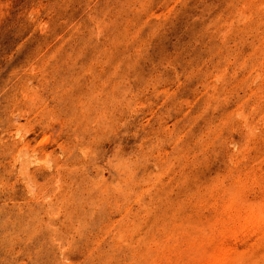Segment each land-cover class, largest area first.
<instances>
[{"label": "rangeland", "instance_id": "374dc122", "mask_svg": "<svg viewBox=\"0 0 264 264\" xmlns=\"http://www.w3.org/2000/svg\"><path fill=\"white\" fill-rule=\"evenodd\" d=\"M263 39L264 0H0V264H243Z\"/></svg>", "mask_w": 264, "mask_h": 264}, {"label": "bare ground", "instance_id": "6f19581e", "mask_svg": "<svg viewBox=\"0 0 264 264\" xmlns=\"http://www.w3.org/2000/svg\"><path fill=\"white\" fill-rule=\"evenodd\" d=\"M263 69L264 47L261 54V70ZM260 85H264V81ZM258 89L259 95L264 93V90ZM254 110L255 113L247 115L246 125L252 131L257 128L259 130L255 135V140L249 136L248 147L251 148H247L244 158L246 157L245 161L248 162L247 178L251 176L253 170H256L258 199L254 209L249 207L245 209L246 237L242 248L243 264H264V101L258 100Z\"/></svg>", "mask_w": 264, "mask_h": 264}]
</instances>
